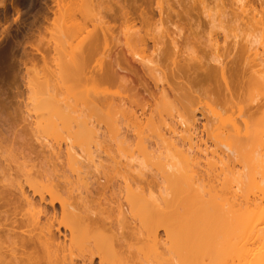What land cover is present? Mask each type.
<instances>
[{"label": "rangeland", "instance_id": "rangeland-1", "mask_svg": "<svg viewBox=\"0 0 264 264\" xmlns=\"http://www.w3.org/2000/svg\"><path fill=\"white\" fill-rule=\"evenodd\" d=\"M129 1L125 0V4ZM166 1H169L168 4L171 2L172 14L181 13L191 6L196 8L194 11L192 7L197 18L193 23L199 21L202 38L211 44L216 42L220 47L219 54L221 47L235 45L244 49L242 57L246 58L254 52L263 55L264 16L260 19L256 17V21L250 20V16H243L242 19L235 16L242 5L264 10V0H195V4L194 0ZM165 2L163 6L167 7ZM97 12L95 0H0V51L2 49L4 54L13 53L18 57L23 51L32 50V44L39 47L45 58L41 61L35 54L37 59L34 64L21 67L25 77L17 80L12 88L15 93L12 119H0L4 137L0 145V165L10 174L9 180L26 184L29 176H25L20 169L28 174L32 170L31 183L41 181L39 176L33 175L36 169L47 174L58 170L77 189L72 194L74 197L87 195L86 202L98 211L108 210L111 221L117 226V219L121 218L118 216L119 208L128 212V199L141 187L145 189L144 196L157 201L161 207L164 206V199L173 200L182 196L180 191L168 189L167 174L175 171L182 174L180 190L183 186L187 187L183 183L184 175L198 177L194 187L189 189L192 194L204 190L208 187L206 184L219 189L226 179L236 189L239 180H244L249 159L256 166L258 161L264 165V65L255 67L257 74L245 75L246 81H253L256 76V83L238 90L233 103L228 101L213 106L214 111L221 112V117L214 118L206 108L202 109V104H197L195 119H180L187 113L188 105L176 92L166 88L170 83L169 72L156 61L155 56L154 59L151 56L152 63L142 61L150 67L146 69L137 63L141 60L137 55L132 58L126 55L144 83V87L138 90L128 91L121 87L123 91L120 90V80H117V85H106L104 90L98 81L79 84L71 80L74 74L92 72L97 68L100 57L104 61H112L115 53L125 52L124 47L121 49L124 35L117 30L112 37L118 39L108 45L112 48L110 57L93 52L89 58L83 59L85 48L95 35ZM164 25L169 26L164 27L165 30L176 31L169 23ZM116 42L119 46L115 50ZM219 59L224 62L229 60L225 55ZM212 64L215 62L212 61ZM119 75L123 77L125 74ZM95 90L100 93L96 94ZM99 94L106 96L108 103L97 107L93 98ZM124 99L125 106L122 105ZM129 103L132 113L122 117L117 112L121 107L127 108ZM240 107L243 109L241 112ZM251 113L253 116L249 117ZM185 138H190V142ZM235 142L237 147L240 146V154L235 151ZM181 151L186 152V155L182 154L184 159L188 158L186 163L181 158ZM68 152L81 159L80 164L72 166L73 170L61 159L56 160L50 155L60 153L63 156ZM158 164H164L165 170ZM259 173L257 180L264 181V171ZM97 185L100 190L86 194L85 187ZM43 192L46 200L59 201L68 197L63 186L44 189ZM216 194L222 196L220 191ZM56 207L57 219L65 223L59 206ZM148 212L147 207L140 209L135 219L145 218ZM125 215L127 227H119L118 232L129 238L133 257L141 264H166V256L154 253L146 241L136 244L132 233L138 225L137 221L129 217L130 214ZM39 221L44 222L43 216H39ZM158 232L159 249L163 251L165 235L160 228ZM63 233L62 227L59 233L56 232L59 241L63 239ZM117 248L115 245L113 250ZM75 261V264H80L79 259ZM98 261L95 259L94 264Z\"/></svg>", "mask_w": 264, "mask_h": 264}, {"label": "bare ground", "instance_id": "bare-ground-1", "mask_svg": "<svg viewBox=\"0 0 264 264\" xmlns=\"http://www.w3.org/2000/svg\"><path fill=\"white\" fill-rule=\"evenodd\" d=\"M95 2L98 7L94 24L95 35L86 46L83 59L89 58L93 52L110 57L112 48L108 45L118 39L116 36L112 37L117 30L124 35L121 49L124 47L125 52L115 53L112 61H104L100 57L97 68L92 72L84 71L72 75L71 80L75 83L98 81L102 89H106V85H117V80H120V90H138L144 87V83L126 55L129 58L137 55L141 59L137 63L146 69L150 67L142 61L148 60L152 63L155 56L156 61L169 72L170 83H167L166 88L176 92L188 105L187 113L180 119H195L197 104H202V109L206 108L217 118L221 117V112L214 111L213 106L228 101L233 103L238 90L256 83V76L253 81H246L245 75L257 74L255 67L264 65V53L259 55L254 52L245 58L242 57L244 49H238L235 45L221 47L219 54L220 47L216 42L211 44L202 38L199 21L193 23L197 19L196 14H193L196 9L193 6L189 8L192 10L193 7L192 11L186 9L172 14V6H169L171 2L168 4L169 1L165 0H130L128 4H125V0ZM163 2L167 7L163 6ZM195 2L194 0L193 4ZM238 8L240 11L236 12V19L250 16V20L256 21V17L260 19L264 16L262 9L256 10L255 7L247 5ZM163 22L169 23L176 31H166L164 27L169 26H165ZM162 28L164 33L166 31L165 34L160 31ZM30 46L32 50L23 51L18 57L13 53L6 55L2 49L0 51V119H12V99L15 96L12 88L17 80L25 77V73H21V67L34 64L36 55L41 61L45 60L38 46ZM222 55L229 58L228 62L219 59ZM25 69L27 73L28 69ZM119 73L125 75L121 77ZM162 91L165 92V89L162 88ZM132 96L134 97L133 94ZM93 99V104L97 107L108 103L107 97L100 94ZM122 102L123 106L127 104L126 99ZM130 104L128 109L119 108L117 113L122 117L132 113ZM257 108L258 105L255 106ZM242 110L240 107L239 111ZM251 116L252 113L249 117ZM5 122H2L3 125ZM1 131L0 129V145L4 140ZM185 139L190 142V138ZM239 147L235 150L238 153ZM189 148H192L191 144ZM183 153L186 155V152ZM183 153L181 151V158L185 156H182ZM50 155L56 160L61 159L71 170L81 160L78 155L74 156L70 152L63 156L60 153ZM242 155L244 156V152L241 153L243 158ZM186 159L183 160L185 163L188 161ZM248 161L247 173L243 181L239 180L236 189L224 177L225 182L220 183L219 189L206 184L208 187L203 185L204 190L190 194L198 177L184 175L183 183L187 187L183 186L180 190L182 174L175 171L176 173L167 174L165 177L169 183L168 189L180 191L182 196L174 197L173 200L164 199V206L161 207L157 201L144 196L143 187L139 188L128 199V207L125 206L129 217L138 224L132 233L136 244L146 241L154 253H163L166 256V264H264V181L257 180L258 173L264 171V165L261 161L259 164L258 160V166L254 161ZM158 165L164 169V164ZM158 169L163 170L161 167ZM20 171L29 176L25 180L26 184L9 180L10 174L0 165V264H75L77 259L80 264H94L95 259L99 260L98 264H141L139 259L133 257L129 238L118 232L119 227L124 228L126 225L127 216L124 214L127 213L124 209H118V216L121 218L117 219L119 225L116 226L111 221L108 210L98 211L86 202L87 195L74 197L72 194L77 189L58 170L47 174L36 169L33 175L39 176L41 181L33 183L30 182L32 170L29 174L21 169ZM188 173L190 174H186ZM57 186H63L68 197L59 201L46 200L43 190ZM100 188L97 185L84 189L86 194L91 195ZM218 191L222 192V196L216 194ZM56 205L59 206L65 223L57 219ZM145 207L149 211L147 216L135 219L137 211ZM39 216H43L44 222L39 221ZM61 227L64 233L63 239L59 241L56 232L59 233ZM159 228L165 235L163 251L159 249ZM115 245L119 247L116 251L113 250Z\"/></svg>", "mask_w": 264, "mask_h": 264}]
</instances>
